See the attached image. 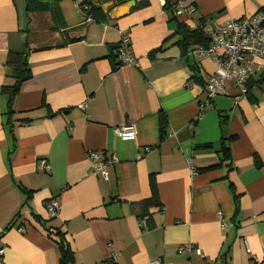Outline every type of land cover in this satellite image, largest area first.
Masks as SVG:
<instances>
[{
	"label": "crops",
	"instance_id": "crops-1",
	"mask_svg": "<svg viewBox=\"0 0 264 264\" xmlns=\"http://www.w3.org/2000/svg\"><path fill=\"white\" fill-rule=\"evenodd\" d=\"M89 1L106 22L85 23L62 0L51 3L65 21L58 28L50 11L0 0V264H60L58 231L76 264H264V84L251 98L227 87L232 109L210 103L199 117L217 66L205 59L201 80L193 78L179 44L181 24L251 17L264 0ZM176 1L195 9L178 14L165 4ZM127 30L138 66L113 58ZM10 53L32 71L12 116L2 94L15 83ZM127 124L135 141L114 132ZM224 138H233L227 156ZM91 152L117 158L109 180L93 174ZM54 200L60 210L50 219ZM180 246L194 250L179 254Z\"/></svg>",
	"mask_w": 264,
	"mask_h": 264
},
{
	"label": "built area",
	"instance_id": "built-area-1",
	"mask_svg": "<svg viewBox=\"0 0 264 264\" xmlns=\"http://www.w3.org/2000/svg\"><path fill=\"white\" fill-rule=\"evenodd\" d=\"M76 8L84 16L86 6H81V2L74 0ZM177 8L178 14L192 13L194 6H185L184 2H173ZM84 12V14H83ZM86 23H93L92 18H84ZM200 28L199 24H194V29ZM203 28L205 35L209 39L206 44H200L192 47L187 56L195 62L198 69H201V63L205 59H212L217 68L216 71L205 80L204 100L200 102V114L202 117L205 107L212 103L213 98L217 96L227 97V87L237 88L242 95L247 93L248 82L255 77L257 69L264 72V13L259 11L251 17H245L238 20H231L224 24L209 23ZM120 42L118 48V61L123 64H133L138 66V61L133 55L131 48V39L129 31L120 32ZM261 77L263 76L260 75ZM226 94V95H225ZM85 107V104L82 105ZM115 134L125 142L135 141L137 138V128L135 124H127L117 127ZM146 151H150L146 148ZM89 159L92 163L94 175L109 180L108 169L117 162L114 156L105 158L100 152H91ZM40 169L46 173L50 172L48 162L40 161ZM194 168L192 174H195ZM47 210L50 219L58 216L60 202L54 200L47 204ZM141 224H145L143 220ZM194 247L180 246L178 253H191ZM3 250L0 249V258ZM101 264H114L113 259ZM150 264H162L161 259L150 261Z\"/></svg>",
	"mask_w": 264,
	"mask_h": 264
},
{
	"label": "trees",
	"instance_id": "trees-1",
	"mask_svg": "<svg viewBox=\"0 0 264 264\" xmlns=\"http://www.w3.org/2000/svg\"><path fill=\"white\" fill-rule=\"evenodd\" d=\"M62 0H26V11L27 13H39V12H47L50 11L52 13L53 19L56 23V27H60L62 24H65L63 15L60 11V9L57 6H52L51 3H57ZM166 6L171 5V7H174V3L166 2ZM81 6L84 8V6L87 7L85 10L84 18H92L94 20V23H100V22H106L108 20V17L106 16L105 12L100 8L92 4L89 0H83L81 2ZM194 9H195V5ZM178 12L177 8H175ZM264 13V7L260 10ZM85 22V19H84ZM86 23V22H85ZM211 23V22H210ZM197 24H199L200 28L190 30L188 29V26L181 24L179 26L180 35H183V39L179 42L180 46L184 50V53L186 54V57L190 59L187 54L191 51L192 47L200 45V44H206L209 39L204 33L203 28L205 25L209 24L207 23V19H199L197 21ZM119 45L117 47L118 52ZM159 49H157L154 53L158 52ZM115 60H118V55H114L113 57ZM190 63V69L193 72V78L197 80H201L198 74V67L195 64L193 60H188ZM117 66H121L122 64L118 61L116 64ZM6 66L10 68L12 77L15 79V83L12 86H5L3 87L2 94L7 100V108L8 112L7 115L12 116L13 115V104L15 102L16 97L20 93L21 86L28 80L32 78V71L30 69L29 63L27 61V58L23 55L17 54V53H10L8 55ZM264 84V74L259 79H251L247 84V93L246 96H249L250 98L253 96L252 92L254 89L260 88ZM223 121L222 124L225 126L227 122V118L222 117ZM167 128V119L162 116L160 119V130L162 133V137L165 136V129ZM233 138L222 140V143L220 145L221 147V153L227 156L229 153V147L227 144V141H230ZM203 148H212V144L204 145ZM258 166H260V162L257 161L256 163ZM218 166H212L205 170H212L217 168ZM238 200V198H236ZM57 236L59 237L56 241V244L60 251V264H76L75 255L73 250L71 249L70 244L67 242L65 235L58 231L56 232Z\"/></svg>",
	"mask_w": 264,
	"mask_h": 264
},
{
	"label": "water",
	"instance_id": "water-1",
	"mask_svg": "<svg viewBox=\"0 0 264 264\" xmlns=\"http://www.w3.org/2000/svg\"><path fill=\"white\" fill-rule=\"evenodd\" d=\"M133 5L135 2H132ZM212 103L217 107L220 112H228L232 109L233 101L230 98L217 96L213 98Z\"/></svg>",
	"mask_w": 264,
	"mask_h": 264
},
{
	"label": "rangeland",
	"instance_id": "rangeland-1",
	"mask_svg": "<svg viewBox=\"0 0 264 264\" xmlns=\"http://www.w3.org/2000/svg\"><path fill=\"white\" fill-rule=\"evenodd\" d=\"M65 1H68V2L70 1L71 4L73 5V7L76 8V6L74 5V4H75L74 1H72V0H65ZM75 8H74V11H77V14H79V13H78V9L76 8V9H77V10H76ZM79 16H80V15H79ZM80 17H81V16H80Z\"/></svg>",
	"mask_w": 264,
	"mask_h": 264
}]
</instances>
